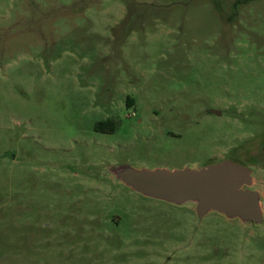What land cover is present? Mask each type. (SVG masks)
<instances>
[{
  "label": "rangeland",
  "instance_id": "374dc122",
  "mask_svg": "<svg viewBox=\"0 0 264 264\" xmlns=\"http://www.w3.org/2000/svg\"><path fill=\"white\" fill-rule=\"evenodd\" d=\"M225 159L264 209V0H0V264H264V223L108 174Z\"/></svg>",
  "mask_w": 264,
  "mask_h": 264
},
{
  "label": "water",
  "instance_id": "95a60500",
  "mask_svg": "<svg viewBox=\"0 0 264 264\" xmlns=\"http://www.w3.org/2000/svg\"><path fill=\"white\" fill-rule=\"evenodd\" d=\"M212 113L221 115L222 110ZM108 174L136 192L178 206H192L198 220L211 212L245 225L264 223L262 193L253 189V169L225 159L180 169L112 166Z\"/></svg>",
  "mask_w": 264,
  "mask_h": 264
},
{
  "label": "trees",
  "instance_id": "16d2710c",
  "mask_svg": "<svg viewBox=\"0 0 264 264\" xmlns=\"http://www.w3.org/2000/svg\"><path fill=\"white\" fill-rule=\"evenodd\" d=\"M132 99L129 101V104H132ZM98 129H105L107 131H114L117 128V122L113 119H108L106 121H99L95 125Z\"/></svg>",
  "mask_w": 264,
  "mask_h": 264
},
{
  "label": "flooded vegetation",
  "instance_id": "af4514ba",
  "mask_svg": "<svg viewBox=\"0 0 264 264\" xmlns=\"http://www.w3.org/2000/svg\"><path fill=\"white\" fill-rule=\"evenodd\" d=\"M106 120H108V119H106ZM106 120H100V121H106ZM114 120V119H113ZM116 121V120H115ZM99 122V121H98ZM118 126V125H117ZM117 129V128H116ZM116 129L114 130V131H107V130H105V129H98V128H96L95 127V130L96 131H99V132H115L116 131ZM93 175H91V177H92Z\"/></svg>",
  "mask_w": 264,
  "mask_h": 264
}]
</instances>
